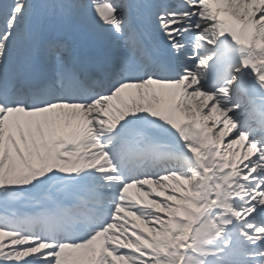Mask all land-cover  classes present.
Here are the masks:
<instances>
[{"label": "snow or ice", "instance_id": "snow-or-ice-1", "mask_svg": "<svg viewBox=\"0 0 264 264\" xmlns=\"http://www.w3.org/2000/svg\"><path fill=\"white\" fill-rule=\"evenodd\" d=\"M0 264H264V0H0Z\"/></svg>", "mask_w": 264, "mask_h": 264}]
</instances>
